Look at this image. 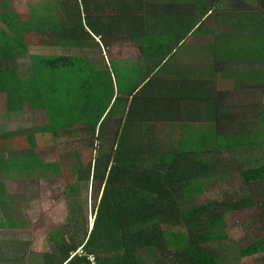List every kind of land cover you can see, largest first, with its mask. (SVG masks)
<instances>
[{
  "label": "trees",
  "instance_id": "16d2710c",
  "mask_svg": "<svg viewBox=\"0 0 264 264\" xmlns=\"http://www.w3.org/2000/svg\"><path fill=\"white\" fill-rule=\"evenodd\" d=\"M209 2L40 0L30 15L0 13L6 29L0 30V94L6 95V111L45 110L40 124L0 135V229L17 226L4 181L11 176L44 172L46 179H56L71 172L69 210L80 206L89 188L100 198L91 231L85 219L84 238H78L84 222L76 220L67 231L59 227L48 234L56 248L45 252L42 264H241L235 256L214 257L210 247L224 242L223 250L229 251L232 234H242L238 227L227 233L229 213L258 206L262 210L255 217L264 216V164L241 170L249 196L198 204L196 198L224 174L222 161H207L208 153L251 151L264 137L253 113H242L221 93L231 91L233 75L244 73L218 65L232 54L223 48L248 49L256 34L242 41L222 37L207 18ZM128 43L142 51L133 71L117 61L103 66L94 60V52ZM23 59L30 67L28 78L25 69L20 72ZM184 106L192 113L188 118L200 123L194 130L202 140L193 145L191 127L180 119ZM112 123L115 145L96 148L97 134L107 141ZM82 135L94 153L86 163L85 150H74L77 169L62 159L47 163L38 150ZM10 138H18L15 146L5 144ZM235 253L239 259L262 254L264 240Z\"/></svg>",
  "mask_w": 264,
  "mask_h": 264
},
{
  "label": "rangeland",
  "instance_id": "374dc122",
  "mask_svg": "<svg viewBox=\"0 0 264 264\" xmlns=\"http://www.w3.org/2000/svg\"><path fill=\"white\" fill-rule=\"evenodd\" d=\"M6 1L7 3L4 2L2 5L4 8L0 7V11L11 10L15 12H22L24 14L27 13L28 15L32 14L31 8L33 4L40 2V0H13V3L9 0ZM230 5L231 2H228V7H230ZM222 6L224 8V13H226V2H223ZM216 17L221 18V14H218ZM53 18L54 17H52V19ZM97 40L101 42L100 37L97 38ZM227 50H232L231 45L223 48L222 52H226ZM103 51L104 53L100 51L93 53L94 60L97 64H101L103 66H112V62L117 61L119 66L133 71V66L136 64L135 62H137L139 58H142L141 49L135 47L134 44L129 43L125 45L119 44L110 50L104 48ZM31 53H35V50L31 49ZM27 63L28 62L25 61L24 69L25 72L28 69L27 74L30 75V67ZM0 107L3 108V105ZM40 122H42V120L34 121L33 119H30L29 123L33 126L40 124ZM112 124L113 127L112 129H109L107 134V141H99V133L97 134L96 148H99L101 144H105L106 146L108 144L111 146L115 145L116 129L115 123ZM83 137V135L71 136L67 138L63 137L60 140H57L54 144L51 143V146L43 145L46 147H41L38 150L44 155V160L47 163H50L51 161L57 162L62 159L63 165H75L77 169L79 168V163L75 161V157L73 155L74 150H85L83 159L86 163L91 159L92 153H94V147L93 149L88 147L86 144L87 138ZM107 149L111 150V148ZM261 152H264V148H261L260 146H255L251 151L246 150V153L242 150V152L239 153L240 159H246L249 154H252V160H254L249 164L244 163L242 165L236 162V153L234 154V152H231V154H218L219 156L217 157V160H221L223 162L222 168L224 174L216 176L219 179H215V181L210 182L212 184L206 188L205 195L197 197L196 203H203L212 198L225 199L231 195L238 198L249 196L250 193L248 188H250V186L246 185L240 168L244 169L245 167H253L264 164V159L263 161L260 159ZM209 160H212L211 157H209ZM66 170L69 171V169ZM218 173L220 172L218 171ZM68 174L69 178L67 180ZM68 174L67 176L65 174L64 177L56 179H46L44 172H36L33 175L26 176L25 179H18V177L11 176L4 180L11 193V221L17 225L11 229L18 231L20 224L26 219L30 221L31 226L29 227L30 230L24 228L20 229V232H7L0 237V264H42V258L45 252L53 251L56 248L54 242L47 240L48 234L58 231L59 227L62 230L67 231V226L71 221L76 220L77 222H84L82 228L79 230L78 238H84L86 230L85 219H87L89 231H91L95 220V205L96 202H99L100 198L98 197L97 201L95 192L93 193L92 189L89 188L88 190L82 192L80 206L77 204L72 205L74 208L69 210L72 203L69 195L66 194V189L70 184L69 181L71 172ZM215 183H219V185H215ZM187 207H192V205H187ZM254 212L257 213V210H254L253 213ZM66 213L70 215L69 219L65 218ZM3 214L4 212L0 210V219L3 217ZM42 214L43 216H41ZM80 217L82 218L81 220ZM225 221L227 223V233L230 236V229L238 227L235 220V214L227 215L225 217ZM33 223H35V225L32 227ZM7 229L8 227H4V230ZM239 243L242 244V248L246 245V242H244L243 239L239 240ZM224 245H226L224 242H214L211 245L212 248L210 247V253L216 258H222L223 255L232 251L230 248L227 252L223 250ZM233 254L236 253L234 252Z\"/></svg>",
  "mask_w": 264,
  "mask_h": 264
},
{
  "label": "crops",
  "instance_id": "0c3cea01",
  "mask_svg": "<svg viewBox=\"0 0 264 264\" xmlns=\"http://www.w3.org/2000/svg\"><path fill=\"white\" fill-rule=\"evenodd\" d=\"M7 3L6 0H0ZM13 3V0H9ZM226 8L224 13V8L221 5V2L218 3V0H210L209 7L210 13L207 18L212 19L216 24L218 29L220 30V34L222 37H233L238 36L240 40L246 39L247 36H253L256 34V38H254L249 44L250 48H235L232 51L229 61L225 63H220L218 65L221 66V69H229V71H239L243 72L244 75L239 77L233 75L232 78V88L231 91L227 92V90L222 91L221 93L223 96H229L231 102L237 103V108L244 114H251L253 113V119L255 125L258 127H262L264 129V0H225ZM228 2H231L230 7H228ZM0 7L2 4L0 3ZM11 11V10H7ZM6 12V10L0 11ZM19 14H24L22 12H17ZM223 13V15H222ZM221 14V18H217L216 16ZM0 30L5 31L4 25L0 22ZM258 35V36H257ZM238 42L239 41H232ZM229 46V45H228ZM238 51V52H234ZM236 59V61L231 60ZM231 60V61H230ZM27 62L26 59L20 60L21 64ZM219 66V67H220ZM233 66V67H232ZM28 71V69H27ZM26 71V72H27ZM20 72L24 73V67L20 68ZM221 72V71H220ZM258 73L256 76L254 74ZM30 75H26L25 77L28 78ZM234 84L237 85V88L234 89ZM3 105V108L0 107V135L5 134L6 132L11 131H18L20 130V125L25 124L28 127L30 125V119L34 121H40L43 119L45 110L44 109H34V110H27L23 112H15L11 113L6 111V95L0 94V106ZM185 112H182L180 119L181 122L184 124H188L191 127L192 132V145L194 143H199L202 139L201 133L195 132V126L200 127L199 121L196 119L188 118L187 115L192 114L189 112V109L186 110V106H184ZM236 110V109H235ZM231 114V112L229 111ZM25 121V123H24ZM230 122V120L228 121ZM263 124V125H257ZM18 138H10L5 140V144H8L9 147L11 145L15 146L17 144ZM255 145L264 148V137L257 139V143ZM212 150V148H209ZM245 151V150H244ZM12 152V150H10ZM19 152V151H16ZM242 152V151H241ZM227 153V152H223ZM221 151L217 150L215 153H208L206 155V160L215 163L217 161L218 154H223ZM246 153V151H245ZM204 154V152L202 153ZM235 154V152H234ZM209 157L213 160H209ZM249 157V159H248ZM261 161L264 159V155L262 154ZM247 159L251 160L252 162L253 155L249 154L246 159H240L239 154H235V160L239 164L247 163ZM230 160V159H227ZM221 161V160H219ZM240 161V162H239ZM223 163V162H222ZM242 169L240 168V171ZM248 185V184H246ZM250 191V188H248ZM254 206L252 208H248L243 211L232 212L230 214H235V220L238 224V228H240V235L237 233L232 234V239L235 240V244L230 245L229 251L225 254L226 257H231L238 259L237 263L241 264H264V253L254 255L247 258L239 257L236 254H233L235 251L241 254L242 250H246L254 242L263 241L264 240V216L260 214L257 218L255 217L259 210L262 208ZM257 210V213H253V211ZM43 216V214L41 215ZM255 217V218H254ZM247 222L249 224H247ZM35 225L33 223L32 227ZM30 221L26 219L22 222L19 226L18 231L15 229L8 228L4 230L3 228L0 229V237L3 236L4 233L7 232H20V229L27 228L30 230ZM10 229V230H9ZM23 232V231H22ZM12 236V235H11ZM244 240L246 245L242 248V244L239 243V240ZM16 241V240H15ZM238 244V245H237ZM227 252V251H226ZM234 262H232L233 264Z\"/></svg>",
  "mask_w": 264,
  "mask_h": 264
},
{
  "label": "clouds",
  "instance_id": "9594fccd",
  "mask_svg": "<svg viewBox=\"0 0 264 264\" xmlns=\"http://www.w3.org/2000/svg\"><path fill=\"white\" fill-rule=\"evenodd\" d=\"M92 227H93V225H92ZM92 229V228H91Z\"/></svg>",
  "mask_w": 264,
  "mask_h": 264
}]
</instances>
